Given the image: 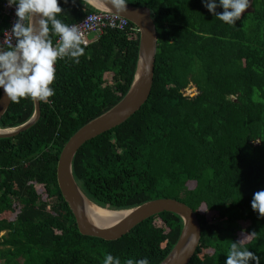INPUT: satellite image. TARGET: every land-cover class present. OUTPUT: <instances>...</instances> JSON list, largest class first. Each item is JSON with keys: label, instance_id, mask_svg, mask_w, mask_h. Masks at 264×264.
<instances>
[{"label": "trees", "instance_id": "obj_1", "mask_svg": "<svg viewBox=\"0 0 264 264\" xmlns=\"http://www.w3.org/2000/svg\"><path fill=\"white\" fill-rule=\"evenodd\" d=\"M0 0V37L9 25ZM148 6L158 31L153 89L123 124L85 143L73 172L99 206L123 210L174 198L198 215L202 238L189 264H225L239 241L264 264V217L253 211L264 190V0H252L235 25L216 19L202 0H127ZM66 24L97 11L85 0H60ZM222 13V8H217ZM53 43L58 34L49 32ZM140 31L109 29L74 63L60 59L41 102L40 120L0 138L1 264H121L147 257L160 264L182 232L173 212L154 215L117 240L83 235L57 179L71 136L129 91ZM195 86L193 95L187 89ZM1 97V89H0ZM31 98L12 101L1 128L31 118ZM250 264H255L250 261Z\"/></svg>", "mask_w": 264, "mask_h": 264}, {"label": "water", "instance_id": "obj_2", "mask_svg": "<svg viewBox=\"0 0 264 264\" xmlns=\"http://www.w3.org/2000/svg\"><path fill=\"white\" fill-rule=\"evenodd\" d=\"M85 1L97 10L117 13L111 5V0ZM120 15L129 19L140 30L135 78L127 94L115 106L81 127L65 144L57 166L58 183L83 235L117 240L154 215L166 211L179 215L184 223L182 232L174 248L160 264H189L201 243L202 228L197 213L188 204L178 199L164 197L146 201L130 209H109L91 200L74 176L73 163L81 147L95 137L126 122L142 108L152 93L158 51V31L152 11L148 6H136L127 2V11ZM11 103L12 100L1 89L0 120ZM34 103L35 111L31 118L16 127H0V138L15 137L40 120L41 102L34 101ZM99 211L123 212L125 215L116 223L100 224L95 215Z\"/></svg>", "mask_w": 264, "mask_h": 264}, {"label": "clouds", "instance_id": "obj_3", "mask_svg": "<svg viewBox=\"0 0 264 264\" xmlns=\"http://www.w3.org/2000/svg\"><path fill=\"white\" fill-rule=\"evenodd\" d=\"M63 2L67 4L69 0ZM202 4L216 19L235 25L251 6V0H202ZM111 5L118 14L127 11V0H111ZM7 6H15L17 20L11 29L12 41L0 45V89L12 101L31 98L47 102L55 96L51 85L56 79L57 61L70 58L79 63V58L85 55L80 27L58 19L63 13L60 0H7ZM217 8L223 12L218 13ZM50 28L59 36L55 45L49 37ZM251 207L264 217V190L254 193ZM242 239L231 243L225 264H250V261L261 264L262 258L244 247ZM103 264H121V260L107 254ZM126 264H150V261L147 257L128 259Z\"/></svg>", "mask_w": 264, "mask_h": 264}, {"label": "built area", "instance_id": "obj_4", "mask_svg": "<svg viewBox=\"0 0 264 264\" xmlns=\"http://www.w3.org/2000/svg\"><path fill=\"white\" fill-rule=\"evenodd\" d=\"M4 12L9 17V25L4 30L2 36L0 37V45L6 46L13 39L11 34V29L13 24L16 22L17 17L15 15V6L8 7L7 0L5 1L4 4ZM131 23L132 22L129 19H127L126 17L120 14L109 11L97 10L95 12H91L87 14L84 18H82L78 22L72 24H77L80 27L83 38V45L88 47L92 43L97 41L107 30L109 29L124 30L127 27H130ZM137 29L139 28L137 27ZM92 34L95 36L94 38L91 39L90 35ZM58 41H59V36L57 37L56 41L53 44L55 45L56 43H58ZM13 43H15V40H13ZM58 62L59 60L55 65L56 71H57ZM49 101L50 98L47 102ZM1 234L0 237H2Z\"/></svg>", "mask_w": 264, "mask_h": 264}, {"label": "bare ground", "instance_id": "obj_5", "mask_svg": "<svg viewBox=\"0 0 264 264\" xmlns=\"http://www.w3.org/2000/svg\"><path fill=\"white\" fill-rule=\"evenodd\" d=\"M100 224H113L116 223L121 217L125 215L123 212L114 211H99L95 213Z\"/></svg>", "mask_w": 264, "mask_h": 264}, {"label": "rangeland", "instance_id": "obj_6", "mask_svg": "<svg viewBox=\"0 0 264 264\" xmlns=\"http://www.w3.org/2000/svg\"><path fill=\"white\" fill-rule=\"evenodd\" d=\"M252 6H253V5H252V0H251V6H250L249 8H250V9L253 8ZM94 36H95V35H93V34L90 35L91 39L94 38ZM196 92H197V89H196V87L193 86V85H191V87H189V88L187 89V93H188V94L193 95V94H195ZM4 233H5V232H3V233L1 234V236H2ZM0 238H1V237H0ZM0 248H1V246H0ZM1 262H2V260H0V264H1Z\"/></svg>", "mask_w": 264, "mask_h": 264}]
</instances>
